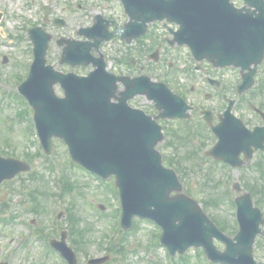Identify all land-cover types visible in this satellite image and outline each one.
I'll use <instances>...</instances> for the list:
<instances>
[{
  "label": "rangeland",
  "instance_id": "obj_1",
  "mask_svg": "<svg viewBox=\"0 0 264 264\" xmlns=\"http://www.w3.org/2000/svg\"><path fill=\"white\" fill-rule=\"evenodd\" d=\"M237 3L242 5L240 0ZM45 7L52 11L49 23L44 20ZM0 11L3 13L0 28V154L3 157L25 161L32 166L30 173L22 174L0 187V217L9 220V223H0V263L63 264L59 256L47 255L45 241L41 237L47 236L49 241L59 239L60 234L67 231L69 246L75 249L71 241L74 238L75 243L81 245L76 251L79 264H87L89 259L106 255L111 256L107 264H156L154 260L164 264L166 256L163 249L153 247L158 246L157 228L148 222L136 221L131 231L122 229H119L121 232L115 231L114 219L120 214L115 206L118 198L114 200L108 197L113 196L115 191L114 178H110L109 182L100 183L99 189L96 178L91 180L89 174L75 166L70 160L67 147L58 140L57 145H54L53 157L49 159L52 160V165L55 166L57 163L55 168L59 170L61 177L56 176L50 161L32 158L31 155L39 152V144L36 143L34 135L30 134L28 118L20 119L26 104L15 94L14 82L16 84L27 77L26 70L33 60V46L28 36L30 28L43 26L54 37L47 54L49 65L60 72L86 75L93 70L92 66L84 69L60 65L62 48L57 45V41L60 38L82 39L77 35V31L93 26L95 16L99 14L105 13V16L113 17V20L122 27L128 21V17L120 1L0 0ZM56 18L63 19L67 26L64 28L55 26L52 20ZM147 34L146 39L134 41L130 46L119 38L103 43L101 53L108 70L116 75L142 74L164 82L168 79L172 89L182 93L187 103L195 108L188 121H159L163 126L165 139L157 149L163 155L165 165L176 171L183 185L182 194L201 203L205 212L211 218H216L226 236L235 238L238 229H235L232 220L233 209L229 202V196L233 193L228 191L226 193L222 188L223 184L231 185L240 181L242 187L254 185L248 190L254 195L253 201L264 213V197L261 194L264 193L262 188L264 178L257 177L252 170L234 173L218 164L210 166L211 169L203 167L200 152L209 150L211 144L208 143L209 134L201 112L205 109L212 110L215 113L213 122L217 124L218 116L224 112L226 105L216 96L212 97L213 91L207 88L204 81L195 73L197 63L187 48L175 46L174 50H168L164 39L166 36L171 38V35L162 23L150 24ZM154 54L158 55L159 61L156 62L152 58ZM168 63L173 64L175 69L173 73L177 78H168V75L173 74L167 69ZM204 65H207L206 62H203ZM207 73L222 81L227 87V94L233 97V87L240 81L238 69L215 70L209 66ZM262 82L264 83V62L259 67L256 84L252 89L257 95H253L254 102L264 108V91L260 93L259 89L262 88L258 86ZM192 87L195 90L191 92ZM55 90L59 96H63L60 86ZM207 94L212 96L206 99ZM251 96L252 94L244 96L243 101L249 100ZM132 105L150 110L148 114L154 115L149 108L150 103L144 98L136 99ZM238 105L235 114L248 125L255 124L257 121L251 117V111L246 104L241 102ZM188 130L196 133L191 143L189 134L186 133ZM198 135L199 137H196ZM193 151L197 154L196 157L188 160L187 155ZM164 157L172 160L175 166L167 165ZM195 164H198V167ZM35 172H38V176H34L33 179L30 175ZM65 176L72 181L68 182L72 183L69 184L71 191H67L61 199L58 195L62 192V180L59 185V179ZM248 190L243 188V193H249ZM99 204L105 205L106 211H100ZM34 207L38 212H35ZM59 213H62V218L58 220ZM71 215L74 218V220L71 218L72 222ZM52 223L57 224L53 226ZM69 225L70 227L75 225L72 233L68 231ZM262 228L264 230V225ZM216 245L220 251L225 250L222 242L216 241ZM197 254L195 249L189 252L191 263L204 264ZM254 256L259 264H264L263 237L256 240Z\"/></svg>",
  "mask_w": 264,
  "mask_h": 264
},
{
  "label": "water",
  "instance_id": "obj_2",
  "mask_svg": "<svg viewBox=\"0 0 264 264\" xmlns=\"http://www.w3.org/2000/svg\"><path fill=\"white\" fill-rule=\"evenodd\" d=\"M122 1L131 17V23L122 31L129 41L142 36L147 23L167 18L181 25L176 39L187 43L194 51L216 49L223 43H232V38L233 43L235 40L245 42L241 22L236 17L237 11L229 0ZM102 30L99 25L87 33V36L95 37L96 47L100 44L97 35ZM246 31L248 37L256 40L254 26ZM31 35L35 42L36 59L21 92L35 107L45 148L50 149L52 137H59L69 145L73 158L91 171L104 177L117 175L126 206V226L130 225L134 215L156 220L164 227L162 242L173 252H184L191 246H204L215 261L256 264L252 256L254 231H251L248 240L240 239L238 244L228 243L227 253H217L211 241L215 232L211 226L207 229L212 233L208 236L205 232V219L197 204L184 197L169 198L170 192L180 187L175 174L162 167L161 156L155 151L163 138L161 128L143 113L131 112L123 105L111 103L120 79L106 71L103 61L91 58L90 47L93 44H70L65 58L74 65L94 62L97 70L88 78L62 76L45 67L49 36L40 29L32 30ZM215 36L217 42L210 39ZM261 42L264 47V36ZM213 52L204 55L210 60L218 59L219 55ZM58 82L66 91L64 99L58 98L53 90V85ZM139 92H145L144 86L141 83L131 84L124 99ZM147 92L165 111H168V98L180 103L158 87L148 88ZM22 167L18 162L0 158V182L14 176ZM69 256L74 264V256Z\"/></svg>",
  "mask_w": 264,
  "mask_h": 264
},
{
  "label": "flooded vegetation",
  "instance_id": "obj_3",
  "mask_svg": "<svg viewBox=\"0 0 264 264\" xmlns=\"http://www.w3.org/2000/svg\"><path fill=\"white\" fill-rule=\"evenodd\" d=\"M255 115H256L255 112L251 114V117L255 118L257 122L255 124H252L251 126L249 125L250 130H254L257 126L262 125L260 122H258V121H262V119L259 118V116H255ZM258 157H260L261 159H259ZM241 170H248V171L252 170L253 174L257 172L259 176H263L264 175V152L260 150L255 151L254 159L251 160L250 162H247L242 168L238 169L237 173H239Z\"/></svg>",
  "mask_w": 264,
  "mask_h": 264
}]
</instances>
